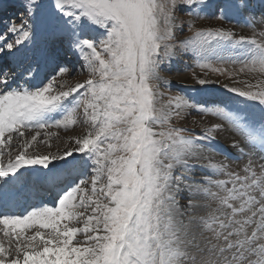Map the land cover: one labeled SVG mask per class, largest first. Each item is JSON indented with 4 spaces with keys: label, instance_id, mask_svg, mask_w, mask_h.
I'll use <instances>...</instances> for the list:
<instances>
[{
    "label": "snow or ice",
    "instance_id": "6c2138e0",
    "mask_svg": "<svg viewBox=\"0 0 264 264\" xmlns=\"http://www.w3.org/2000/svg\"><path fill=\"white\" fill-rule=\"evenodd\" d=\"M17 3L0 29V264H264V0ZM209 18L252 35L196 26ZM180 56L202 75L172 95ZM219 77L225 98H205ZM193 113L199 130L178 125ZM76 126L62 150L38 140Z\"/></svg>",
    "mask_w": 264,
    "mask_h": 264
},
{
    "label": "rangeland",
    "instance_id": "374dc122",
    "mask_svg": "<svg viewBox=\"0 0 264 264\" xmlns=\"http://www.w3.org/2000/svg\"><path fill=\"white\" fill-rule=\"evenodd\" d=\"M20 15H21V13H20L19 8H18L17 0H3V4L0 5V22H2V23H0V29H2L3 24H6L9 20L18 22ZM180 19L190 20L193 18L189 17L187 15H184V14H180ZM219 25H224L226 27L233 28L234 31H236L238 34L245 35V36H251L252 32H253V28L245 26L243 21H241L240 24H235V23L225 24L223 21L218 20V19H214V18L200 19V20L196 21L197 27L219 26ZM258 30L259 29L257 28V31ZM189 35H191V33L188 32L187 30H185V32L183 33V36H189ZM73 61L76 63V71L73 72L71 75L65 77L66 79L69 80V82L71 84H75V83L83 81L84 79L87 78V72L86 71L81 72L80 71V64L75 61V58H73ZM185 61H187V63H188L187 68L185 67ZM165 69L166 70L164 72H162V75L167 80L171 81V89L169 90L168 88H163L162 90L165 92L170 91V94H172V95H175L178 91H188L191 94L190 89H184V88H182V85L183 84H189V85L194 84L193 73H197V74L202 75L201 69L198 67L192 66L191 59L189 57H185V56H180L178 59H174L172 61L171 65H165ZM210 75L212 76V79H214V80L217 79V77L214 74L210 73ZM256 78H258V74H253L250 77V79H252L253 82H255ZM218 79H219L220 83L216 84L214 86H211V87H213V91L208 93L205 98H207V99H224L225 98V90L222 88L221 85L224 83H231V82L229 80H227L225 77H219ZM233 103H240L241 106H243V101H240V100L233 101ZM248 103H254V102H248ZM193 119L200 120L201 117L199 115H197L196 113H193L192 115L187 116L186 119L178 121V125L182 126V127H187V128L196 127L197 130H199V126L193 125V123H192ZM204 119L206 122L208 118L205 117ZM75 130L80 131L79 135L84 132V128L82 126H76L74 128H70L67 131L62 130V129H55V128L45 129V130H41L42 135H41V137H38V140L44 139L43 133L45 131H52L53 133H57L58 138L56 136L48 138V143L51 144L50 150L52 152H55V150H58V149L62 150V148H60V145L62 142L64 143L65 146H68V137L78 136V135H75V133H74V132H76ZM26 135H27V133H26ZM232 138H233L232 134L228 131L220 132L217 135V140L219 142V146H223L227 149H230V150L238 153L237 150L230 148ZM31 150L32 149H29V151H31ZM38 150L42 151V152L49 151L46 144L39 145ZM13 154H15V150H14ZM221 158H223V157L218 155V154L216 155L217 160H220ZM8 159H9V157L7 155L0 157V164L6 165L8 163ZM229 163H230L232 168H238L239 165L243 163V161L230 160ZM234 165H236V166H234Z\"/></svg>",
    "mask_w": 264,
    "mask_h": 264
},
{
    "label": "bare ground",
    "instance_id": "6f19581e",
    "mask_svg": "<svg viewBox=\"0 0 264 264\" xmlns=\"http://www.w3.org/2000/svg\"><path fill=\"white\" fill-rule=\"evenodd\" d=\"M252 30V29H251ZM76 132H74L75 133V135H79V133H80V131L79 130H75ZM224 135V134H223ZM228 138V137H227ZM65 147H67V146H65L64 145V143L62 142L61 143V145H60V148H62V149H64ZM57 150H55V152H56ZM218 157V156H217ZM219 159V158H218ZM222 159V158H221ZM234 166H236V165H234Z\"/></svg>",
    "mask_w": 264,
    "mask_h": 264
}]
</instances>
